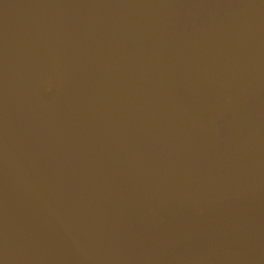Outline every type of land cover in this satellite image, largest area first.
I'll use <instances>...</instances> for the list:
<instances>
[{
  "label": "water",
  "instance_id": "water-1",
  "mask_svg": "<svg viewBox=\"0 0 264 264\" xmlns=\"http://www.w3.org/2000/svg\"><path fill=\"white\" fill-rule=\"evenodd\" d=\"M0 264H264V0H0Z\"/></svg>",
  "mask_w": 264,
  "mask_h": 264
}]
</instances>
